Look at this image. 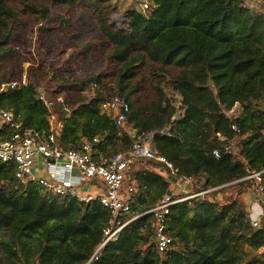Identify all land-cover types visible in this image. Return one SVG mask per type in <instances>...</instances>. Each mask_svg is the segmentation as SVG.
<instances>
[{
	"label": "trees",
	"instance_id": "1",
	"mask_svg": "<svg viewBox=\"0 0 264 264\" xmlns=\"http://www.w3.org/2000/svg\"><path fill=\"white\" fill-rule=\"evenodd\" d=\"M77 1H88L97 12L100 33L115 52L148 56L163 67L181 69L169 91L180 96L184 112L165 127L129 125L134 114L130 99L123 95L124 76L110 95L104 84L107 73L87 74L80 80L52 73L53 88L43 90L48 98L65 90L83 92L77 102L53 100L52 107L38 100L43 88L30 74L26 86L0 91V108L12 111L21 128L47 131L50 116L61 122L56 142L64 150L80 151L84 142L97 137L95 161L130 150L136 136L153 134V156L139 157L125 172V185L134 192L130 212L118 219L137 217L106 244L97 261L90 259L109 225V211L98 200L82 203L54 196L37 184H20L14 178V165L0 162V264H216L230 245L247 246L253 253V248L264 244V225L256 230L250 227L245 196L252 187L237 180L264 169L261 4L148 0L147 13L126 11L116 26L108 0H51V4L72 6ZM34 10L41 22L50 19L48 7ZM18 20V13L0 0V60L13 55L11 40ZM115 95L124 96L131 106L121 126L99 108ZM237 104L242 114L231 119L227 113ZM232 125L238 130H232ZM13 133L1 125V140ZM215 150L218 157L213 155ZM180 179L192 181L179 197L223 187L169 208L165 231L172 242L159 252L149 210L173 184H181ZM250 253L246 264H264V256ZM231 256L232 263L239 258L235 253Z\"/></svg>",
	"mask_w": 264,
	"mask_h": 264
},
{
	"label": "rangeland",
	"instance_id": "2",
	"mask_svg": "<svg viewBox=\"0 0 264 264\" xmlns=\"http://www.w3.org/2000/svg\"><path fill=\"white\" fill-rule=\"evenodd\" d=\"M142 1L108 0L114 8L110 14L112 24L116 26L120 16L132 9L147 13L137 6ZM5 3L18 13L19 20L11 40L13 55L0 60V82L16 80L25 72L44 92L53 88L52 73L68 80H80L87 74L107 73L104 84L110 95L116 89L118 78L124 76L126 90L123 95L130 99L134 114L129 125L165 127L180 118L178 112L183 114L180 96L169 91L170 83L181 69L174 65L163 67L148 56L115 52L102 37L97 12L88 1H77L72 6L52 5L51 0H5ZM42 6L50 10V19L45 22L40 21L39 13L34 10ZM53 95L77 102L83 92L75 89ZM241 247L228 246L216 264H246L244 259L249 257L250 248ZM233 253L239 256L234 263L229 259ZM250 254L263 257L259 246Z\"/></svg>",
	"mask_w": 264,
	"mask_h": 264
},
{
	"label": "built area",
	"instance_id": "3",
	"mask_svg": "<svg viewBox=\"0 0 264 264\" xmlns=\"http://www.w3.org/2000/svg\"><path fill=\"white\" fill-rule=\"evenodd\" d=\"M243 3L248 7H254L255 3H258L264 10L262 0H243ZM137 6L142 12L150 10L148 0L137 3ZM27 81V74L23 72L16 80L0 82V91L20 89L27 85ZM37 98L47 107L54 105L53 100L59 103L64 101L57 95L48 98L42 91ZM99 108L102 113L113 116L118 126L127 122L131 111L127 100L119 95L101 102ZM227 115L235 119L238 113L232 109ZM48 124L47 131L21 128V123L12 111L0 108V126H9L14 132L9 139H0V162L14 165V178L20 184H37L54 196L71 197L82 203L98 200L109 211L111 215L109 225L104 230L103 239L90 259V261H97L106 244L115 240L118 233L137 217L122 222L118 219L119 215L130 212L129 199L134 192L133 188L124 185L125 172L139 157L153 156V134L136 136L130 150L95 161L92 154L95 150L93 145L99 142L97 137L92 141L84 142L80 151L64 150L56 142V134L62 128L61 122H56L55 118L50 116ZM231 128L234 131L238 130L235 125ZM213 155L218 157V151L215 150ZM159 161L164 162V159L159 158ZM180 180L184 185L192 181V179ZM239 181L248 182L252 187L251 193L254 199L249 204L248 221L251 228L260 229L264 225V169L252 172L237 180ZM89 186L96 187L97 192L92 193L87 190ZM221 187L195 191L181 197L171 192V195H166L158 205L149 210L154 217L152 228L159 252L165 251L172 242L165 231L169 208L188 199L204 198L205 195ZM183 194H186V191ZM259 253L264 256V244L259 246Z\"/></svg>",
	"mask_w": 264,
	"mask_h": 264
},
{
	"label": "crops",
	"instance_id": "4",
	"mask_svg": "<svg viewBox=\"0 0 264 264\" xmlns=\"http://www.w3.org/2000/svg\"><path fill=\"white\" fill-rule=\"evenodd\" d=\"M58 97H61V98H63L61 95H57ZM64 99V98H63ZM233 110L235 111V112H237L238 113V116H237V118L242 114V109H241V107H240V105H235V107L233 108ZM178 114V117H180L179 115L181 114L182 115V113L181 112H178L177 113ZM176 114V115H177ZM1 127V126H0ZM131 133L133 134L134 133V131H131ZM186 186L183 184V183H181V184H173L172 186H171V191L173 192V194H176V195H178V194H181V193H183V192H185L186 191V188H185ZM87 190H89L90 192H92V193H96L97 192V190H96V187H94V186H89L88 188H87ZM254 198H253V195H252V193H248L246 196H245V201L247 202V203H251V201L253 200Z\"/></svg>",
	"mask_w": 264,
	"mask_h": 264
},
{
	"label": "water",
	"instance_id": "5",
	"mask_svg": "<svg viewBox=\"0 0 264 264\" xmlns=\"http://www.w3.org/2000/svg\"><path fill=\"white\" fill-rule=\"evenodd\" d=\"M167 195H168V196L171 195V191H170V190L167 192Z\"/></svg>",
	"mask_w": 264,
	"mask_h": 264
}]
</instances>
